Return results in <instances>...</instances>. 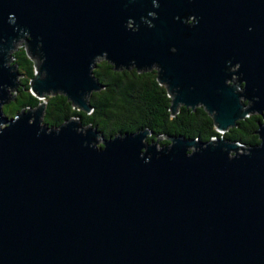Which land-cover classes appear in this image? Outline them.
Here are the masks:
<instances>
[{
  "label": "water",
  "instance_id": "95a60500",
  "mask_svg": "<svg viewBox=\"0 0 264 264\" xmlns=\"http://www.w3.org/2000/svg\"><path fill=\"white\" fill-rule=\"evenodd\" d=\"M20 37L38 98L89 115L99 59L154 67L170 115L223 133L257 114L258 141L8 117ZM0 264H264V0H0Z\"/></svg>",
  "mask_w": 264,
  "mask_h": 264
},
{
  "label": "trees",
  "instance_id": "16d2710c",
  "mask_svg": "<svg viewBox=\"0 0 264 264\" xmlns=\"http://www.w3.org/2000/svg\"><path fill=\"white\" fill-rule=\"evenodd\" d=\"M13 43L8 53L7 65L16 73L9 99L2 106V112L8 117L22 110L34 109L44 102L41 124L55 128L63 121L74 118L81 127L91 125L102 135L131 133L146 128L154 136L181 135L206 141L211 137L223 136L229 141L251 145L258 141L254 133L257 114L245 117V122L230 127L223 133L216 132L212 119L201 106L194 108L177 107L176 118L169 113V97L166 89L156 80L155 68L137 72L114 70L105 59H99L92 69L97 81L103 85L101 91L90 93V108L94 113L86 115L66 99L64 95L45 94L38 98L29 89L34 74L33 60L22 46ZM150 104V106H148ZM147 107V108H146ZM141 110H150L145 118ZM167 143L166 140L161 139Z\"/></svg>",
  "mask_w": 264,
  "mask_h": 264
},
{
  "label": "flooded vegetation",
  "instance_id": "af4514ba",
  "mask_svg": "<svg viewBox=\"0 0 264 264\" xmlns=\"http://www.w3.org/2000/svg\"><path fill=\"white\" fill-rule=\"evenodd\" d=\"M20 39H21V41H24V40H23V37H20ZM130 68H132V67H129L128 70H129ZM152 68H154V67L147 68V69H142V70H149V69H152ZM117 70H118V69H117ZM137 72H138V71H137ZM148 106H150V104H149ZM146 108H147V107H146ZM140 113H141L142 116H144V117L146 118V117L148 116V114H150V110H141Z\"/></svg>",
  "mask_w": 264,
  "mask_h": 264
},
{
  "label": "rangeland",
  "instance_id": "374dc122",
  "mask_svg": "<svg viewBox=\"0 0 264 264\" xmlns=\"http://www.w3.org/2000/svg\"><path fill=\"white\" fill-rule=\"evenodd\" d=\"M22 43H23V41H21V39H20V44H17V43H16L15 46H16V47L22 46ZM33 60H34L35 63L38 62V60H37L36 57H34ZM49 95H53V94H49Z\"/></svg>",
  "mask_w": 264,
  "mask_h": 264
},
{
  "label": "clouds",
  "instance_id": "9594fccd",
  "mask_svg": "<svg viewBox=\"0 0 264 264\" xmlns=\"http://www.w3.org/2000/svg\"><path fill=\"white\" fill-rule=\"evenodd\" d=\"M238 65V64H237ZM239 66V65H238Z\"/></svg>",
  "mask_w": 264,
  "mask_h": 264
}]
</instances>
